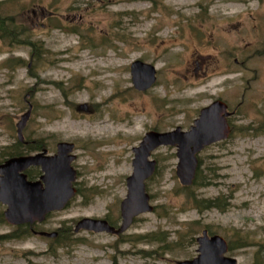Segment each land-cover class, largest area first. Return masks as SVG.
Listing matches in <instances>:
<instances>
[{"label":"rangeland","instance_id":"374dc122","mask_svg":"<svg viewBox=\"0 0 264 264\" xmlns=\"http://www.w3.org/2000/svg\"><path fill=\"white\" fill-rule=\"evenodd\" d=\"M0 17L12 23L5 35L0 22V163L68 142L76 171L75 195L32 227L9 224L0 202V264H178L205 229L237 264H264V0H0ZM136 60L157 70L145 91ZM216 99L234 111L232 130L198 154L191 186L177 147L160 145L146 181L153 210L119 235L75 230L83 218L121 225L133 148L149 131L189 130Z\"/></svg>","mask_w":264,"mask_h":264},{"label":"water","instance_id":"95a60500","mask_svg":"<svg viewBox=\"0 0 264 264\" xmlns=\"http://www.w3.org/2000/svg\"><path fill=\"white\" fill-rule=\"evenodd\" d=\"M132 79L138 90H147L156 81V68L150 63L136 60L131 65ZM32 106L17 123L19 139L23 140V129L31 115ZM228 105L217 100L202 108L189 130L177 127L169 132L150 131L140 146L135 147L134 171L128 178V194L121 204L122 224L116 228L105 219L83 218L75 230L86 229L95 232L120 234L128 229L134 217L151 211L150 197L146 192L145 180L156 170V161L150 160L152 150L160 145H173L178 148L179 163L177 175L184 185H191L199 165L198 153L206 146L228 138L230 125L227 116ZM57 154L48 155L47 150L31 156H17L0 165V202L7 205L4 212L11 224H34L42 222L52 211L63 209L75 195L73 185L76 172L71 166L74 155L73 144L60 142ZM31 166L41 167L40 180H29L25 171ZM41 234L57 236V232ZM198 256L179 264H237V259L227 256L228 243L220 235L209 237L207 230L198 237Z\"/></svg>","mask_w":264,"mask_h":264},{"label":"trees","instance_id":"16d2710c","mask_svg":"<svg viewBox=\"0 0 264 264\" xmlns=\"http://www.w3.org/2000/svg\"><path fill=\"white\" fill-rule=\"evenodd\" d=\"M0 22H1V28L3 30V32L5 33V35H10L11 34V29H12V23L9 22L8 20H4L0 17ZM40 45H38V42L35 41L34 42V51L36 54L40 55L38 51L42 50V47H39ZM35 55L33 54V57ZM21 154V152H17L15 154H10V155H19ZM28 175L30 176V172L28 173ZM195 203L198 207H204V208H209V207H216L218 206L217 202H213L212 200H205V199H195ZM28 227H26L27 229ZM50 251L52 252V254H55V251L53 249H50Z\"/></svg>","mask_w":264,"mask_h":264},{"label":"bare ground","instance_id":"6f19581e","mask_svg":"<svg viewBox=\"0 0 264 264\" xmlns=\"http://www.w3.org/2000/svg\"><path fill=\"white\" fill-rule=\"evenodd\" d=\"M116 2V1H115ZM98 129H108V127H107V125L106 126H104V127H102V128H98ZM130 133V132H129ZM118 150V148H116L115 150H112V149H110V148H107L106 150H104L105 152H111V151H117ZM118 169V168H117Z\"/></svg>","mask_w":264,"mask_h":264}]
</instances>
